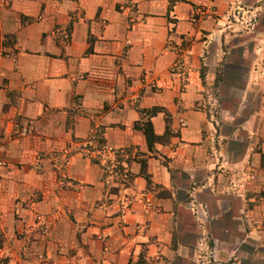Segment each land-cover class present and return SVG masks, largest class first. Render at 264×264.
<instances>
[{"label": "crops", "instance_id": "obj_1", "mask_svg": "<svg viewBox=\"0 0 264 264\" xmlns=\"http://www.w3.org/2000/svg\"><path fill=\"white\" fill-rule=\"evenodd\" d=\"M259 194L264 0H0V264H264Z\"/></svg>", "mask_w": 264, "mask_h": 264}, {"label": "rangeland", "instance_id": "obj_2", "mask_svg": "<svg viewBox=\"0 0 264 264\" xmlns=\"http://www.w3.org/2000/svg\"><path fill=\"white\" fill-rule=\"evenodd\" d=\"M252 23V22H251ZM68 39V34H63V41L66 42ZM213 89L211 90V92ZM33 131V127L29 123H19V122H12V130L11 136L13 138H22L28 137ZM99 132H95V134L90 135L85 141L81 142V149L85 155L90 157V160L94 161L96 164H99L103 171V178L102 181L106 188L111 192L112 187L115 185H123L126 186L131 181V175L127 169L126 164L121 160L120 154L118 152H113L109 154H103V149H99L96 141L100 137ZM71 152L66 151V155H70ZM39 160V157H37ZM59 174H62V168L57 170ZM264 199V197L262 198ZM35 225L33 226L32 232H24V235H29V240L32 239L33 233L35 231H46L48 230L45 227V219L42 215L36 216L34 220ZM32 230V227L30 228Z\"/></svg>", "mask_w": 264, "mask_h": 264}, {"label": "trees", "instance_id": "obj_3", "mask_svg": "<svg viewBox=\"0 0 264 264\" xmlns=\"http://www.w3.org/2000/svg\"><path fill=\"white\" fill-rule=\"evenodd\" d=\"M172 4H173V1H170V5L168 6V11L171 10ZM217 76L218 77H216V79H215L216 81H215L214 85L211 86L212 89H214L217 86V80L219 79V74L218 73H217ZM137 127L140 128L143 131V133H144V135L146 137L149 149H151V146L155 142L163 141V140L167 139L168 136H169V133H170L169 130H167L164 137H162V138L155 137L154 134H153L152 127H151V124H150L149 120H146V121L142 120L141 124H138ZM102 142H103V138H102V134H100L99 139L96 141L97 145L99 146V149H101V147L103 146ZM142 173H143L142 175L146 178V180L149 183V177L144 173V165L143 164H142ZM263 197H264V194H259L257 196V198H263Z\"/></svg>", "mask_w": 264, "mask_h": 264}, {"label": "built area", "instance_id": "obj_4", "mask_svg": "<svg viewBox=\"0 0 264 264\" xmlns=\"http://www.w3.org/2000/svg\"><path fill=\"white\" fill-rule=\"evenodd\" d=\"M250 176V178H253V175H249Z\"/></svg>", "mask_w": 264, "mask_h": 264}, {"label": "flooded vegetation", "instance_id": "obj_5", "mask_svg": "<svg viewBox=\"0 0 264 264\" xmlns=\"http://www.w3.org/2000/svg\"><path fill=\"white\" fill-rule=\"evenodd\" d=\"M262 199V198H261Z\"/></svg>", "mask_w": 264, "mask_h": 264}]
</instances>
